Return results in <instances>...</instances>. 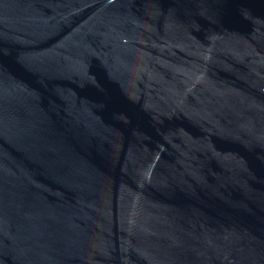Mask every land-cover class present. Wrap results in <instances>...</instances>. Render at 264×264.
I'll list each match as a JSON object with an SVG mask.
<instances>
[{"label":"water","instance_id":"1","mask_svg":"<svg viewBox=\"0 0 264 264\" xmlns=\"http://www.w3.org/2000/svg\"><path fill=\"white\" fill-rule=\"evenodd\" d=\"M0 264H264V0H0Z\"/></svg>","mask_w":264,"mask_h":264}]
</instances>
